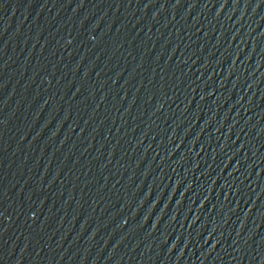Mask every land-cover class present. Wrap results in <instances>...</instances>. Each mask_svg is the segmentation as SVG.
Returning a JSON list of instances; mask_svg holds the SVG:
<instances>
[{
	"label": "water",
	"instance_id": "95a60500",
	"mask_svg": "<svg viewBox=\"0 0 264 264\" xmlns=\"http://www.w3.org/2000/svg\"><path fill=\"white\" fill-rule=\"evenodd\" d=\"M0 264H264V0H0Z\"/></svg>",
	"mask_w": 264,
	"mask_h": 264
}]
</instances>
